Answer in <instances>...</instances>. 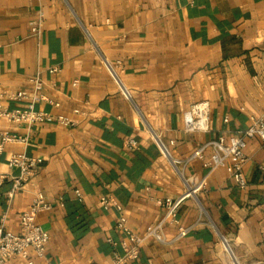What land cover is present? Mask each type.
Segmentation results:
<instances>
[{
  "label": "crops",
  "instance_id": "0c3cea01",
  "mask_svg": "<svg viewBox=\"0 0 264 264\" xmlns=\"http://www.w3.org/2000/svg\"><path fill=\"white\" fill-rule=\"evenodd\" d=\"M37 74L52 103L35 108L75 124H36L28 145L9 143L0 156V170L13 174V153L42 159L10 200L11 181L0 186V224L6 214V227L19 232L39 191L52 205L37 216L50 234L45 256L31 250L8 264H113L124 234L120 210L102 196L143 233L165 216L159 199L203 179L179 221L163 223V240L147 239L130 264H233L222 236L240 264H264V142L246 140V188L226 166L204 165L216 158L211 146L194 156L248 128L250 115L264 116V0H0V90L32 94ZM201 100L210 102V129L186 130L185 113Z\"/></svg>",
  "mask_w": 264,
  "mask_h": 264
},
{
  "label": "built area",
  "instance_id": "2783aa9c",
  "mask_svg": "<svg viewBox=\"0 0 264 264\" xmlns=\"http://www.w3.org/2000/svg\"><path fill=\"white\" fill-rule=\"evenodd\" d=\"M43 14L40 13L38 19L33 22L32 30L35 34L41 33ZM110 68L113 70L112 66ZM58 68H50L51 72H56ZM34 85V92L30 94L27 90H0V156L4 152L7 144L20 143L24 146L28 145L32 131L36 124L44 122H56L64 125H74L75 121L65 115H53L44 110L35 108V103L44 100L52 103V100L42 92L44 87L40 74L30 78ZM127 93V91H126ZM27 101L25 106L11 107L8 102ZM58 105V103H54ZM210 102L201 100L191 105L185 113V129L186 130H202L207 131L210 128ZM251 125L239 132L238 135L231 136L227 142L224 135L210 140L204 146L199 148L194 156H202L206 147L211 146L216 154L213 162H205L207 167H215L224 165L229 175L234 179L236 184L241 188H246L248 181L244 173V164L247 161L245 152L247 138L258 135L264 142V116L250 115ZM228 118H225L227 121ZM24 127L27 132L25 134L15 132L11 128ZM136 140L128 137L125 140V146L134 148ZM159 144L164 153H169L165 144L160 140ZM232 162L228 163V159ZM42 159L28 155L25 151L13 153L8 161L11 169H17L18 173L3 172L0 170V186L6 181H11V187L6 192L7 198L10 200L13 195L22 189L27 182L34 176L37 168L41 164ZM205 184V180H201L196 185L189 186L187 190L177 198L167 197L158 201L165 205L166 213L163 220L157 224L147 226L143 233L134 230L128 224V218L121 204L114 198L102 196L100 202L104 207L115 206L120 210L117 221V228L124 234L121 241L123 253L114 252L113 264H130L132 260L139 258L141 248L145 241L151 237L157 240H163L161 231L164 222L177 223L178 210L183 201L191 196L196 195ZM79 196L81 194L79 193ZM52 208L51 203L47 200L46 195L39 191L33 198L31 206L20 214V231L14 232L6 227L7 215L4 214L0 224V264H8L15 256H21L29 259L30 251L34 250L38 256H45L47 245L50 240L49 232L37 221L39 212ZM181 235L186 233V229L180 228ZM225 250L230 254L233 264H240L239 260L232 251L228 238L222 236ZM31 263V261H30Z\"/></svg>",
  "mask_w": 264,
  "mask_h": 264
},
{
  "label": "water",
  "instance_id": "95a60500",
  "mask_svg": "<svg viewBox=\"0 0 264 264\" xmlns=\"http://www.w3.org/2000/svg\"><path fill=\"white\" fill-rule=\"evenodd\" d=\"M159 141H160V139H159Z\"/></svg>",
  "mask_w": 264,
  "mask_h": 264
}]
</instances>
